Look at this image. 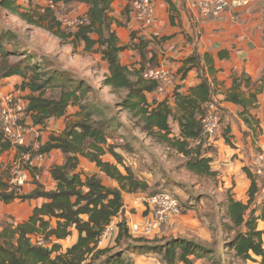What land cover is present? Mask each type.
Masks as SVG:
<instances>
[{"label":"trees","instance_id":"16d2710c","mask_svg":"<svg viewBox=\"0 0 264 264\" xmlns=\"http://www.w3.org/2000/svg\"><path fill=\"white\" fill-rule=\"evenodd\" d=\"M16 1L0 0V8L27 25L51 33L63 45L71 47L73 52L77 47H82L83 52L92 53L97 46L96 51L100 52L107 64L108 75L104 85L113 93H126L117 104L119 111L126 112L131 120L136 121L139 130L148 138L184 157V167L188 172L199 177L215 176L210 168L212 160L205 156L209 149L204 148L207 140L201 128L202 107L211 99L210 87L205 79H201L188 96L174 92L175 108L170 107L166 99L156 101L151 98L148 101L147 95L157 90L158 83L144 80L141 74L155 65L154 56L149 61V67L144 69L142 66L136 72H131L120 63L119 53L125 47L118 45L116 34L111 29L112 20L108 13L112 0H51L54 4L87 6L85 15L88 24L73 32L60 25L51 8L20 12ZM133 40L138 42L130 47L139 50L145 59L148 53L144 48L150 40H139L134 35ZM10 55L11 52L0 44V80L20 76L23 78L21 89L30 92L25 97L27 105L23 121L26 116L34 126L44 127L49 120L65 116L69 106L78 108L79 118L68 123L62 133L50 135L44 144L37 139L39 146L36 150L32 149V143L16 148V159L25 153L45 156L59 150L64 155V162L50 169L51 178L56 183L55 189L50 192H45L35 181L36 190L21 195L14 190L8 191L9 184L0 180V201L4 203L15 199H46L41 207L33 210L27 222L1 228L0 264H134V258L149 255L157 257L161 264H192L191 258L213 263L217 250L212 246L217 243L216 239L211 246H207L183 237L156 239L130 234L123 216V194L145 193L149 186L125 164L123 157L116 152L117 147L108 144L114 125L120 126L114 118L105 116L109 106L102 107L92 102L88 95L93 91V86L73 72L64 69L43 70L45 65L32 64L30 58L12 63ZM183 71V68L179 70L180 73ZM226 100L234 104L242 103L234 94ZM172 121L178 124L179 136L173 135ZM11 147L0 133V153ZM124 147V150L131 152L128 144ZM107 155L113 158L114 163L103 159ZM79 158L93 163L99 174L78 172ZM244 171L250 179L248 201L242 203L228 197L225 216L219 222L220 234L217 235L234 257L245 262L253 261L256 257L261 259L260 264H264V231L258 228L259 222L264 223V200L257 202L260 184L249 170ZM30 172L34 176L38 174V169ZM7 178L9 180V171ZM104 178L117 186L108 187L104 184ZM119 216L121 219L114 225L112 247L99 248L106 228ZM53 220L55 223L52 225ZM73 229L77 232L75 244L64 253L59 252L61 247L53 239L65 240L71 236ZM32 235L41 237L43 243H33ZM117 247H121L119 252H113Z\"/></svg>","mask_w":264,"mask_h":264},{"label":"crops","instance_id":"0c3cea01","mask_svg":"<svg viewBox=\"0 0 264 264\" xmlns=\"http://www.w3.org/2000/svg\"><path fill=\"white\" fill-rule=\"evenodd\" d=\"M22 1L28 0H17L18 8ZM132 1L112 0L108 13L118 45L125 47L119 53L120 63L131 72H136L142 66L144 69L149 67V61L154 56L155 65L152 67L161 66L177 77L176 86L169 87L166 95L154 92L147 95L148 101H151V98L158 101L166 99L170 107L175 108L174 92L188 96L191 89L198 86L201 79H205L210 87V100H216L220 105L221 132L207 142L204 148L209 149L205 156L211 158L210 168L215 173L210 188L219 192L222 203L216 206L218 215L215 223L206 218L203 219L201 228L198 225V232L203 234V240L210 242L211 228L216 227L215 229L220 231L219 222L220 218L225 216L228 197L242 203L248 201L250 179L244 170L250 171L249 165L255 155L264 151V0H249L246 8L240 11L227 8L217 18L211 19L201 18L196 10L190 8L189 0H151L154 10V24L151 28H144L138 22L132 10ZM71 7L73 9L75 7L78 11L83 10L85 14L88 9L84 4H71ZM133 35L139 40H150L144 48L146 54L148 53L145 59L142 58L139 50L130 47L138 42V40L132 41ZM96 49L97 46L95 51ZM93 55L103 66V73H107V64L102 60L100 52L96 51ZM181 68L184 69L183 73L179 72ZM22 82L23 78L20 76L0 80V104L11 95L17 99L18 96L22 98L21 101L26 107L25 97L30 92L21 89ZM231 94L236 95L242 103L234 104L227 101V97ZM72 109L77 108L69 106L65 116L49 120L44 127L34 126L31 119L25 116L26 123L31 127L28 144L33 143L35 133L38 134L42 144L47 142L50 135L62 133L68 119H73L69 116ZM171 126L173 135L179 136L178 124L172 121ZM16 155L17 149L13 147L0 153V180L4 183L9 181L8 167ZM104 158L106 159V156ZM106 160L114 163L109 158ZM63 162L64 155L59 150H53L45 155L38 169L37 180L31 178L22 187L20 194L28 195L36 190L35 181L45 192L53 191L56 183L51 178L50 169L62 165ZM80 171L89 175L99 174L95 165L84 158H79L78 172ZM104 184L108 187L117 186L115 182H110L106 178ZM213 195L210 197L214 202ZM143 197L142 193L123 194V216L127 222L143 219V207L140 202ZM260 199L261 194L257 202H260ZM45 202L44 198L15 199L9 203L0 201V232L6 225L15 227L27 222L33 210L41 207ZM121 216L114 219L113 225L121 219ZM191 219L192 222L198 221L193 217ZM54 223L53 220L51 224ZM184 225L192 224H187L182 217L174 228L175 233H184ZM258 228L264 231V223L259 222ZM35 236L37 235H32V239ZM113 237L114 235H103L99 248L112 247ZM76 240L77 232L73 229L71 236L65 240L53 239V242L59 244L61 247L59 252L64 253L75 244ZM191 261L195 264L197 259L191 258ZM199 263L205 264L200 261ZM134 264H161V262L155 256L149 255L134 258Z\"/></svg>","mask_w":264,"mask_h":264},{"label":"rangeland","instance_id":"374dc122","mask_svg":"<svg viewBox=\"0 0 264 264\" xmlns=\"http://www.w3.org/2000/svg\"><path fill=\"white\" fill-rule=\"evenodd\" d=\"M28 0L22 1L19 4L20 12H33L37 6H46L47 0ZM71 6H66L67 8ZM78 14L84 15L83 10H77ZM6 36V38H4ZM0 44L2 47L11 52L9 60L12 63L18 62L21 59H28L32 64L45 65L42 69L54 70L64 69L73 72L76 77H81L93 86V91L88 95L89 99L102 107L109 106L106 109L105 116L114 118L116 122L120 123L114 125V129L109 135L108 144L115 145L116 152L123 157V161L135 176L142 181H145L149 189L142 193L143 196H149L157 193H168L175 197L181 204L182 213L170 226L156 232L150 238H187L202 242L207 246H211L215 239L216 256H214L213 263L207 260H199L195 264H260V258L254 257L253 261H241L234 257L233 252L222 246L220 242L219 229L211 228L212 240L207 242L203 240V234L198 232V225H202L203 219H211V222H216L218 215L216 206H219L222 201L219 198V192H215L210 185H212V177H199L193 173L185 170V158L177 154L175 151L167 149L166 147L157 144L155 141L148 138L142 133L136 125V121L130 119L129 115L124 111H119L117 104L125 97L124 91H117L113 93L109 87L104 85V79L108 75L103 73V66L96 61V57L92 53L83 52L82 47H77L73 52L71 47L63 45L51 33L31 25L17 18L0 8ZM94 38L97 39L96 36ZM40 65V66H41ZM51 68V69H49ZM43 72V71H39ZM49 72V71H48ZM78 75V76H77ZM78 77V78H79ZM104 78V79H103ZM102 81V82H101ZM20 100V98L18 96ZM76 107V106H74ZM77 108V107H76ZM78 108L72 109L71 116L73 119H68V123L77 120ZM129 145L131 152L124 150L125 145ZM114 162L110 155L106 159ZM107 161L105 158H103ZM197 176V177H196ZM214 195H213V194ZM211 194V195H210ZM214 196V202L210 196ZM205 196V198H203ZM221 196V195H220ZM230 197V196H229ZM217 213H216V212ZM182 217L185 218L187 224L184 225V233H175V226ZM197 219L193 221L191 218ZM195 223V224H194ZM203 227V226H202ZM213 236H216L214 238ZM41 237L35 236L32 239L33 243ZM43 243V242H42ZM125 246V244H123ZM121 247H117L113 252L117 253ZM157 258V257H155Z\"/></svg>","mask_w":264,"mask_h":264},{"label":"built area","instance_id":"2783aa9c","mask_svg":"<svg viewBox=\"0 0 264 264\" xmlns=\"http://www.w3.org/2000/svg\"><path fill=\"white\" fill-rule=\"evenodd\" d=\"M44 7H49L54 11L55 18L60 25L68 30L75 31L88 24L87 16L78 14L71 6L66 4H54L51 0ZM190 8L196 10L201 18H217L225 9L242 10L248 6L249 0H189ZM132 10L137 16V20L144 28H151L154 24V10L151 0H133ZM44 7H41L42 10ZM157 38V37H155ZM142 78L147 81L158 83L155 91L157 94L166 95L169 87L176 86L177 77L171 71L161 66L147 68L142 74ZM158 101V100H156ZM23 102L11 95L7 96L0 104V133L3 139L10 143L13 148L27 147L28 135L31 127L23 121ZM202 134L207 142L213 140L221 132L220 105L216 100H210L203 106L201 117ZM38 134H34L32 149L39 146ZM44 156L41 154L32 156L31 153L21 154L15 158L8 167L9 181L8 191L21 193L22 187L32 178H38V174L32 175V169H39ZM250 172L260 184L261 199L264 200V151L255 155L254 160L249 165ZM143 207V219L137 222H127L129 232L135 237L155 236L154 234L162 227L170 226L182 213L180 202L168 193H157L151 196H144L141 199ZM115 227L111 223L103 235L113 236ZM40 244L42 241L38 240Z\"/></svg>","mask_w":264,"mask_h":264}]
</instances>
